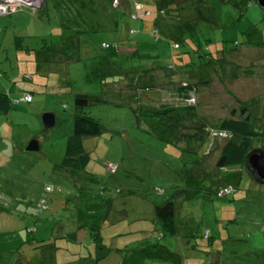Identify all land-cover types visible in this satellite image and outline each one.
<instances>
[{
	"label": "rangeland",
	"instance_id": "obj_1",
	"mask_svg": "<svg viewBox=\"0 0 264 264\" xmlns=\"http://www.w3.org/2000/svg\"><path fill=\"white\" fill-rule=\"evenodd\" d=\"M95 1L92 12L82 8L83 21L86 18L90 23L85 26L89 30L79 33V45L85 49L81 50V58L68 61V68L63 71L37 74L44 81L40 85L42 92L33 102L37 105V127L29 121L21 126L15 120L4 125L7 131L4 136L14 141L20 131H24L26 137L28 127L31 132L38 129L32 136L40 141L41 147L37 151H25V144L32 137L26 139L20 152V170L15 173L11 169L6 178L0 179V201L6 199L11 203V208L2 212L0 218L13 217L11 224L15 227L6 232L7 227L0 224L2 263L13 259L10 264H171L175 260L181 264H193L192 261L210 264L217 258L223 264H264V183L253 180L249 172L243 170V181L237 185V179L231 174L234 167L215 170L214 161L222 138L204 136L200 143L170 144L159 139L161 134L157 135L144 120L137 123L131 109H136L138 104L129 99L135 96V82L126 75L110 83L107 87L110 92L100 97L122 106L97 102L86 107L102 130L98 136L83 140L89 155L85 168L76 174L61 169L66 139L72 130L74 96L79 92L100 93L102 88L95 70L100 68L102 59L99 57L105 50L99 46L102 41L111 42L117 34H125L129 19V13L119 14L118 29L114 31L111 23L123 11L114 9L112 1ZM136 2L133 0L135 11ZM152 2H142L144 9L149 10L150 19L157 14ZM21 9L27 13L25 20L12 19L11 13L0 15V27L7 32L0 46L1 81L6 83L13 76L9 71L16 68V52L22 55L41 50L43 39L49 45L61 33V27L46 11L37 10L32 15L31 8L23 7L16 13L22 12ZM165 15L168 26L173 28V32L168 31L171 36L165 42H155L145 34L144 29L150 22L144 19L143 32L125 37L123 41L139 46L140 59L117 52L121 62L117 67L145 64L148 70L143 78L153 76L157 82L149 93L146 91L149 95H142L140 99L153 107L161 104L163 95L167 104H175L178 100L171 91L183 81H190L196 87L192 94L195 100L193 120L215 129L223 118L248 115L252 126L262 133L252 147H260L264 141V46L260 45L264 44V10L255 2L247 4L242 11L218 0H204L201 5H187L176 13ZM133 25L137 27L136 22ZM68 31L64 30L66 35ZM174 41L178 42V49L171 48ZM64 44L69 47V42ZM196 50L208 51L206 57L211 62L199 63L202 58L197 57ZM171 64L179 69L165 68ZM5 73L9 75L5 77ZM145 80L141 82L146 83ZM40 109L44 111L38 113ZM46 111L56 116L55 124L48 129L43 128L40 119ZM4 142L8 143L2 140L0 145L4 146ZM205 146L210 150L204 155ZM14 156L11 146L4 150L3 158ZM227 184L235 187V196H218L222 186ZM45 185L55 190L46 193V200L81 190L74 200L79 202L80 216L87 219L90 216L95 238L99 243L105 241L97 247L99 259L92 258L90 262L83 258L87 256L74 255L73 246H69V254L56 252L42 236L48 232L50 237L53 228L32 232L28 236L30 243L19 239V235H26L25 227L34 226L35 229L38 216L41 217L33 208ZM169 199L175 206L177 236L155 231L157 229L151 225L154 205ZM16 201L21 205L13 211ZM22 204L29 212L24 215L26 221L17 219L16 212ZM73 204V201L68 202V208ZM88 227L77 232L84 233L80 235V242L86 243L85 246L92 242ZM206 230L211 233L204 237ZM209 238L212 242L216 239L214 245L206 244ZM79 250L82 255L88 254L85 247ZM216 251L220 256L214 254Z\"/></svg>",
	"mask_w": 264,
	"mask_h": 264
},
{
	"label": "trees",
	"instance_id": "obj_2",
	"mask_svg": "<svg viewBox=\"0 0 264 264\" xmlns=\"http://www.w3.org/2000/svg\"><path fill=\"white\" fill-rule=\"evenodd\" d=\"M110 3L112 1V7L114 9H118L119 11H123V13H118L116 17L113 19V23H111V26L114 25V27H111L114 31L118 29V19L119 14H126L129 13V19L127 20L126 25V31L125 34L122 33L120 36L117 34V37L111 41H102L100 44L101 50L103 51V55H101L99 58H101L100 68L95 71L96 79H98V82H102L103 80H106L105 75H108V71L105 73V70L107 69L108 65L105 64L106 61L109 59L111 60V67H113L111 70L112 77H116L115 81H119L120 77L126 75L132 82H135L134 85V91L135 96L131 97L132 101L137 102L136 109H131L135 114V121L140 122V120H144L146 124L158 135L161 134L159 139H161L164 142L170 143V144H178L182 141H194V142H202L204 139V136H209L210 129L208 128L204 123L196 122V120H193L191 113L194 111V108L189 105L188 99L191 97H194L195 93V86L192 84V82H186L183 81L180 83L176 88L175 91H171L172 94H174V97L176 96V100H178L177 103L173 104H167L166 98L162 95L161 97V104H158L157 106L154 105L153 107H149L147 103L143 102L140 97L142 95L146 94V91H149L153 89V87L156 86L157 82L154 80L153 76H147L146 80L143 78L144 74L147 72V68L143 67L145 64H132L127 66H120L121 62H119L118 53H121V51L125 52V55L135 56L140 59L141 54L139 52V46L133 45V44H127V42H123L125 37L128 38L130 35H135L138 32H143L142 24L144 19L146 21H149L150 24L147 28L144 29L145 34H148L155 42H160L167 40L171 35L168 33V31L173 32V28L171 25L168 26L166 20L164 17L166 16L165 13L169 16L172 12L176 13V11H180L183 9V7L187 5H201L204 0H153V7L156 9L157 14L153 19L148 18L149 10L146 8L144 9V4H142V0H136L135 3V9L136 4L140 5L141 8L138 10H134L133 6V0H128L129 7H127V4L124 5V0H118V4L116 6L113 5L114 0H109ZM220 3H228L229 5L233 6L235 9L242 10L244 7L247 6V4H250L254 2V0H218ZM95 0H88L87 2H84V0H43L42 5L40 8L33 10V14L37 12V10H43L46 11L47 16L54 17L53 20L58 23V26L61 27V33L58 35V38H56L55 42L50 41V44L48 45L47 42H45V39L42 41L41 46V52L43 51L46 54V57L49 59L47 61L48 63L52 64H67L68 61H74L78 58H81V50L85 51V49H82L79 45L80 39L78 37L79 33H82L86 30H89L85 26H88L90 22H87V19L85 18V21H83V12L82 8L86 7L87 10H90L88 12H92L94 6H95ZM94 13V12H93ZM56 17V19H55ZM111 20V17L108 18V21ZM130 20V21H129ZM101 21V18L99 19ZM137 23V27L133 25V23ZM69 24V26H68ZM124 25V26H125ZM83 26L85 28H83ZM106 26V24H104ZM123 26V27H124ZM66 30L69 32L68 35L65 34ZM119 36V37H118ZM124 36V37H123ZM179 36V35H178ZM69 47L66 48L65 44H68ZM264 46V44H260ZM180 46L177 41H174L171 43L172 49H178ZM43 48V49H42ZM88 49L89 47H84ZM39 49V48H38ZM64 49L66 51H64ZM40 50V49H39ZM109 50V51H108ZM205 50V49H204ZM49 51V53H48ZM195 53L197 54L198 58H202L199 63H203L204 61L211 62V60L207 59V55L209 52H199V50H196ZM188 54L191 55V52ZM189 59H193L189 57ZM45 63V62H44ZM151 63V62H149ZM154 63V62H153ZM102 64V65H101ZM191 64V63H188ZM194 64V63H192ZM198 64V63H197ZM48 66L49 64L46 63ZM69 65V64H68ZM161 65H158L160 67ZM192 66V65H189ZM170 67L173 69H179L174 64L168 65L165 68ZM169 68V69H170ZM116 69V70H115ZM127 70V71H126ZM118 71V72H117ZM125 71V72H124ZM131 73L133 74V77H130ZM31 74H25V76H21L20 78L26 79V76ZM108 78V77H107ZM141 80H145L146 83L141 82ZM141 87V89H140ZM159 88V87H158ZM145 89V90H144ZM158 91H162L161 89H157ZM146 95H149V94ZM169 93V96L171 95ZM24 94L31 95V101L33 99V93H21L20 96L22 97ZM163 94V93H162ZM21 97L12 98L9 99L8 95L6 93L0 92V109L6 110L10 103L13 104V101L15 99H20ZM22 100H19V102ZM31 101H23L26 103H30ZM18 102V103H19ZM97 102H100L98 98L95 96V94L92 93H76L74 96V112H73V119H72V130L71 133L68 135L66 139V145H65V152L64 156L61 161V169L66 170L67 172L71 174H76L80 171H82L89 160V155L86 152L83 144V140L87 137H95L98 136L101 133V126L100 123L96 118H94L92 115H90L89 112H87L86 107L90 106L92 104H95ZM193 104H195V100L193 98ZM148 105V106H146ZM251 117L248 115H243V113L236 118L229 117V118H223L220 122V124L215 128V130L219 131H226L229 134V137L226 139H223V143L221 145V148L218 152L217 158L214 161V168L218 171H226L227 167H234L235 170L231 172V174L237 179V185L243 181V170H245V157L247 153L253 148L252 144L254 140L259 139L260 131H257L251 123ZM262 134V133H261ZM210 137V136H209ZM211 138V137H210ZM264 139V138H263ZM264 150V141L263 144L260 146ZM206 148V149H205ZM210 150V147L205 146L203 150V154H208ZM240 169V170H239ZM251 176V175H250ZM253 179V177L251 176ZM254 180V179H253ZM47 187H50V190L47 189ZM231 187V193L226 194L229 196L234 197L235 196V187L232 184H227L226 186H222V188ZM237 188V187H236ZM57 191L60 189L57 188ZM54 188L51 185H45L37 202L35 207V214L37 215H44L46 212L50 209V200H46L45 196L48 192H54ZM218 196H223L219 195ZM225 195V194H224ZM40 199H43L42 205L44 208L42 210L38 209V205L40 203ZM39 217V216H38ZM153 223L160 229V231H164L170 236L176 235V221H175V206L174 202L172 200H167L163 204H157L154 205L152 209V220ZM37 230V226H34L33 228L25 227V233L27 235L32 234V232H35ZM95 229H89V235L91 240L93 241V253H95V250L100 245L99 239H96V233L94 232ZM207 233L204 232V237L208 235V230H206ZM33 238V236H32ZM208 238V237H207ZM33 239H36L35 237ZM32 239V240H33ZM31 240V241H32ZM209 240V243L211 242V239ZM51 241V242H50ZM61 240H49L48 243H46L49 247L52 246L56 252L63 253V254H69V245H62ZM80 242V241H79ZM56 243V244H55ZM45 244V245H46ZM51 244V245H49ZM148 243H146L147 245ZM144 245V246H146ZM78 246H75L73 248V254H78V256H87L83 258H88L90 262H92V256L89 254L82 255V252L79 250L81 249ZM79 247V248H78ZM145 250V248L143 249ZM89 251H87L88 253ZM150 252V251H149ZM85 253V252H83ZM96 254V253H95ZM80 257L78 258V260ZM157 259L163 260V258L157 257ZM171 264H181L180 262H176V260Z\"/></svg>",
	"mask_w": 264,
	"mask_h": 264
},
{
	"label": "crops",
	"instance_id": "obj_3",
	"mask_svg": "<svg viewBox=\"0 0 264 264\" xmlns=\"http://www.w3.org/2000/svg\"><path fill=\"white\" fill-rule=\"evenodd\" d=\"M124 2H126V4H127L129 1L124 0ZM127 7H129V9H131L129 3L127 4ZM23 10L24 9H21L22 12H19V13H16L19 10L12 12L10 15L11 18L12 19L25 20L28 17H26L27 13L23 12ZM31 11H32L31 14L33 15V10H31ZM6 34H7V32L2 30L0 27V46L2 43L1 42L2 39H4L6 37ZM14 59L16 61V68L14 67V71H9V74L11 72H13V74H12L13 76L11 78H8L7 83L5 81H1V79L3 77H2V73L0 72V92L6 93L9 97V99L21 97L20 96L21 93L23 94V93L32 92L33 93V99L30 103L20 101L18 104H14V103L11 104L10 103L9 107L6 110L0 109V128H2V130H3L0 132V142L2 140H5L6 142L9 143L8 144V143L4 142V146L0 145V173L3 174V175L0 174V179L6 178L7 172L11 173V171H12L11 169H13L15 173H17V171L20 170L19 169V165L21 164V157H20L21 153L20 152L22 149L21 147L27 141L26 139H29V137H32V139H35L38 143V150H40V147H41L40 141L38 139H36L35 136H32L34 131H39L38 129L31 132V127H28L26 129L27 131H29L28 136H26L27 138L24 136V134H25L24 131H20L18 138H16L17 141H14V140H12V137L7 138V135L4 136V133L6 131V129L4 128V125L7 124V122L13 123V120H15L16 123L18 125H21V126L25 125V122L29 121V122H33V124L37 127V119H36L37 118V110L35 109L37 105L34 104L33 102L35 100V96L37 94H40V92H42V90H41L42 88L40 87V85H43V83H44L43 79L38 78V75L39 74H46V72H48V71L49 72L57 71V70L63 71V69L68 68V64L48 63L47 61H49V59L46 57V54L43 51L41 52V50H39V49H35L34 52H29V51L27 53L23 52L22 55L20 54V52H16ZM184 61H186V60H184ZM46 63L49 65L47 66ZM105 64L108 65L107 69L105 70V73L108 71V75L104 76V77H106V80L99 82L102 90L100 91L99 94L98 93H92V94H95V96L98 98V100L102 104H109L110 103L114 106H122V105L117 104V103L116 104L111 103L110 101H108L106 99V97L104 99H101L103 94H107L108 92H110L107 90V87H110V83L116 82L115 81L116 77L111 78L113 75V74H111V71H113V70H111L113 68V67H111V65H113V64H111V60L109 59L108 61L105 62ZM99 66H100V64H99ZM143 67L146 68L145 65ZM9 74L5 73V77H7ZM25 74H31V77H29L30 75H27L26 79H24V77L20 78L21 76H25ZM120 78H122V77H120ZM129 99L131 100V97ZM41 111H44V109L43 110L40 109V112H38V113H41ZM46 112H50V111H46ZM43 113L44 112H42V114ZM52 113H54V112H52ZM54 115H55V113H54ZM38 118H39V116H38ZM40 119H41V116H40ZM55 122H56V116H55ZM12 130H13V128L11 129V131ZM10 146L12 147V153H14L15 156L14 157H7L9 159L3 158L4 150H6ZM8 153H11V152L9 151ZM14 158H17V159L15 160ZM14 161H16V162H14ZM14 165H17V166H14ZM78 191L79 192H74L73 194L72 193H66L65 196L60 195V196H56L54 199H51L49 211L47 213H45L44 215H42L41 217H38V219H37V223H36L37 230L35 232L37 233L39 229L43 230V229H47V228H53V232H52V235L50 237H48V235L50 234L48 232L46 234L44 233L43 235L42 234H39V235H42L43 237H45L47 241H49L50 239H53V240L63 239L62 245L73 246L72 249L75 246L80 245L79 247L81 249H82V247H85L87 249V251H89L88 254L90 256H92L95 259L96 258L99 259L96 256L98 254L99 250L96 249L95 250L96 254L93 253V251H94L93 250L94 244L92 243L93 241L88 243L87 246H85L86 243L83 244V242H79L81 239L80 235H82L84 233L81 232V234L79 235L77 232L79 230L83 229L84 227H88V226H90V228L88 227V229H94V226H92L93 224L91 222H89L90 216L88 219L85 218L86 216L84 218L82 216H80L81 211L79 210V202L78 201L74 202V200H77V198H76L77 194L82 193L81 190H78ZM16 198H18V197H16ZM0 199H1V197H0ZM70 201H73V203H74L73 206H71L72 208H68V202H70ZM25 202H27V201H25ZM9 204L11 205V203H8V201L6 199H4V202L0 201V214H3L2 212H7V208H11V206ZM20 205L21 204L19 201L14 202L13 211H15V208H18ZM33 210L35 211L34 208H33ZM26 211H27L26 206L22 204V207L20 209H18L16 212V214L18 215L17 219L19 221H26L24 215L25 214L27 215L29 213ZM51 211H56V212H51ZM90 212H92V211H90ZM13 220H14L13 217H8V216L0 218V224L7 227L6 232L12 231V229L15 228L11 224L13 222ZM16 224H18V223L16 222ZM109 225H110V223H109ZM151 225L154 228V230L157 229L155 231H160V229L153 223V221L151 222ZM258 232L260 233V231H258ZM184 233L187 234V232H184ZM210 233H211V231H209V234ZM28 236L29 235H27V234L26 235L24 234L23 236L19 235V239L23 242H29ZM176 236H177V225H176ZM89 239H91V238H89ZM211 242H212V240H211ZM215 242H216V239L214 240V242L211 243V245L212 244L214 245ZM103 243H105L104 240L100 243V245ZM206 244L209 245L208 243H206ZM214 254L220 256V253H218L217 251ZM9 260H10L9 262L4 261V264H10L13 261V259H9ZM220 262H221V260L214 258L213 260L210 261V264H219ZM192 263L196 264L193 261H192ZM0 264H3L1 259H0ZM221 264H223V261L221 262ZM224 264H228V263L225 262Z\"/></svg>",
	"mask_w": 264,
	"mask_h": 264
},
{
	"label": "water",
	"instance_id": "obj_4",
	"mask_svg": "<svg viewBox=\"0 0 264 264\" xmlns=\"http://www.w3.org/2000/svg\"><path fill=\"white\" fill-rule=\"evenodd\" d=\"M40 5L37 7L40 8ZM259 8L264 10V0H254ZM41 123L44 129L51 128L55 124V115L52 112H44L41 115ZM25 151L38 150V143L35 139H31L25 146ZM245 170L253 177L257 182L264 183V150L261 147L252 148L245 157Z\"/></svg>",
	"mask_w": 264,
	"mask_h": 264
},
{
	"label": "built area",
	"instance_id": "obj_5",
	"mask_svg": "<svg viewBox=\"0 0 264 264\" xmlns=\"http://www.w3.org/2000/svg\"><path fill=\"white\" fill-rule=\"evenodd\" d=\"M42 1V0H41ZM41 1L37 3V0H0V15H6L9 13H12L14 11H17L19 8L28 7L31 8V10L38 9V5H40ZM37 3V4H36ZM118 4V0L113 1V5L116 6ZM140 5L136 4V10H138ZM141 8V6H140ZM19 100L22 101H31V95L24 94L20 99H15L13 101L14 104H18ZM189 105L193 104V97L188 99L187 102ZM209 136L211 138H222L226 139L229 137V134L226 131H219L215 129H210ZM48 190H50V187H47ZM231 193V187L222 188L219 191V195L229 194ZM43 199H40V203L38 205V209L42 210L44 206L42 205ZM207 231H205V234Z\"/></svg>",
	"mask_w": 264,
	"mask_h": 264
}]
</instances>
